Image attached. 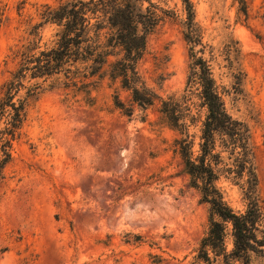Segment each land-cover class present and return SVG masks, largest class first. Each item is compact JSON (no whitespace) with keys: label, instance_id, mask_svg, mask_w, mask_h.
I'll use <instances>...</instances> for the list:
<instances>
[{"label":"rangeland","instance_id":"1","mask_svg":"<svg viewBox=\"0 0 264 264\" xmlns=\"http://www.w3.org/2000/svg\"><path fill=\"white\" fill-rule=\"evenodd\" d=\"M66 1L0 0V96L20 64L17 51L55 44L61 27L41 24L43 13ZM189 1L227 109L251 127L264 206V0ZM152 2L170 13L149 35L138 67L161 96H180L190 70L187 5ZM120 57L119 50L110 56L92 99L47 82L28 105L0 178V264L193 263L209 207L188 184L178 133L159 104L132 115L116 105L119 96L130 103L111 75ZM220 185L243 209L240 187L226 178Z\"/></svg>","mask_w":264,"mask_h":264},{"label":"trees","instance_id":"2","mask_svg":"<svg viewBox=\"0 0 264 264\" xmlns=\"http://www.w3.org/2000/svg\"><path fill=\"white\" fill-rule=\"evenodd\" d=\"M185 2L190 70L184 93L167 98L148 84L138 65L149 35L169 10L152 0H67L55 8L47 6L41 24L61 27L55 44L38 50L36 43H29L17 51L20 64L0 96V123L4 124L0 127V178L12 160L13 141L28 105L43 92L44 84L92 99L90 93L103 78L110 56L119 50L121 57L112 63L111 75L129 92L130 103L119 96L116 105L132 115L136 106L147 110L159 104L165 121L178 133L175 149L188 184L209 207V229L192 264H253L255 258L264 257V206L252 130L227 109L225 90L205 56L210 46L203 41L191 2ZM198 123L197 136L191 127ZM222 178L240 187L243 209L229 203L220 185Z\"/></svg>","mask_w":264,"mask_h":264}]
</instances>
